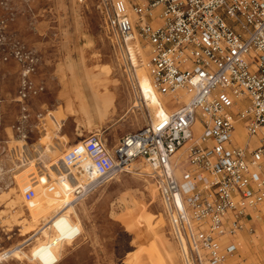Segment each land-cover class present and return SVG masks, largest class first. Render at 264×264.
Segmentation results:
<instances>
[{
	"label": "rangeland",
	"instance_id": "1",
	"mask_svg": "<svg viewBox=\"0 0 264 264\" xmlns=\"http://www.w3.org/2000/svg\"><path fill=\"white\" fill-rule=\"evenodd\" d=\"M97 5L0 0V264H183L142 159L78 199L64 177L73 144L97 133L113 147L154 118L131 79L139 67ZM128 44L146 62L145 45ZM23 78L31 89L18 99ZM182 94L159 96L173 108ZM234 137L252 140L239 126ZM229 239L241 258L264 264V226Z\"/></svg>",
	"mask_w": 264,
	"mask_h": 264
},
{
	"label": "built area",
	"instance_id": "2",
	"mask_svg": "<svg viewBox=\"0 0 264 264\" xmlns=\"http://www.w3.org/2000/svg\"><path fill=\"white\" fill-rule=\"evenodd\" d=\"M97 9L132 68L128 43L142 42L155 90L186 100L113 147L97 133L73 144L64 155L76 171L64 177L75 199L140 158L183 264H251L229 237L264 226V0H98ZM30 89L23 78L18 99ZM237 126L250 142H236Z\"/></svg>",
	"mask_w": 264,
	"mask_h": 264
},
{
	"label": "bare ground",
	"instance_id": "3",
	"mask_svg": "<svg viewBox=\"0 0 264 264\" xmlns=\"http://www.w3.org/2000/svg\"><path fill=\"white\" fill-rule=\"evenodd\" d=\"M129 51L131 54V60L133 66L139 67L136 69V80L141 95V99L145 102L147 106H150L153 109L154 117H159L161 115L166 114L167 112H171L173 109H176L181 103H183L186 100V97L184 96L181 99H177L176 104L173 108L168 106L166 104L168 102V99L167 98L163 99V97H160L158 92L155 90L151 82L150 76L148 75V72L144 66L145 62L143 61V63L141 62V64H138L136 61V56H134L135 55L134 50L130 46H129ZM139 65H143V67ZM170 103H173V101L171 100ZM239 140L241 141V139ZM75 171H76V167L74 168L73 173Z\"/></svg>",
	"mask_w": 264,
	"mask_h": 264
}]
</instances>
